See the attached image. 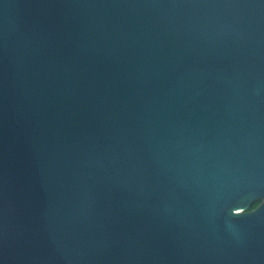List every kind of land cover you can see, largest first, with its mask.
<instances>
[{
  "label": "water",
  "instance_id": "water-1",
  "mask_svg": "<svg viewBox=\"0 0 264 264\" xmlns=\"http://www.w3.org/2000/svg\"><path fill=\"white\" fill-rule=\"evenodd\" d=\"M0 264H264V0H0Z\"/></svg>",
  "mask_w": 264,
  "mask_h": 264
},
{
  "label": "trees",
  "instance_id": "trees-1",
  "mask_svg": "<svg viewBox=\"0 0 264 264\" xmlns=\"http://www.w3.org/2000/svg\"><path fill=\"white\" fill-rule=\"evenodd\" d=\"M261 203V200H256L252 203V205L250 206L249 210H253L255 209L259 204Z\"/></svg>",
  "mask_w": 264,
  "mask_h": 264
},
{
  "label": "flooded vegetation",
  "instance_id": "flooded-vegetation-1",
  "mask_svg": "<svg viewBox=\"0 0 264 264\" xmlns=\"http://www.w3.org/2000/svg\"><path fill=\"white\" fill-rule=\"evenodd\" d=\"M261 202H262V201H261ZM260 204H261V203H260ZM260 204H259V205H260ZM259 205H258V206H259ZM258 206H257V207H258Z\"/></svg>",
  "mask_w": 264,
  "mask_h": 264
}]
</instances>
